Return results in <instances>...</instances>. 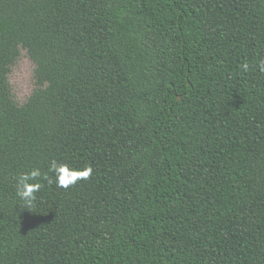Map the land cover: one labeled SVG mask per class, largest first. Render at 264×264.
<instances>
[{
  "label": "trees",
  "instance_id": "trees-1",
  "mask_svg": "<svg viewBox=\"0 0 264 264\" xmlns=\"http://www.w3.org/2000/svg\"><path fill=\"white\" fill-rule=\"evenodd\" d=\"M262 61L264 0H0V264H264Z\"/></svg>",
  "mask_w": 264,
  "mask_h": 264
},
{
  "label": "clouds",
  "instance_id": "clouds-1",
  "mask_svg": "<svg viewBox=\"0 0 264 264\" xmlns=\"http://www.w3.org/2000/svg\"><path fill=\"white\" fill-rule=\"evenodd\" d=\"M247 65H245V69ZM261 71H264V61L260 64ZM92 174L91 166L77 169L65 162L52 160L47 172L40 168H33L21 172L16 179V196L23 201V208L30 209L37 200V193L44 186L41 181H47L49 185L55 183L57 187L67 189L74 186L79 180H86Z\"/></svg>",
  "mask_w": 264,
  "mask_h": 264
},
{
  "label": "rangeland",
  "instance_id": "rangeland-1",
  "mask_svg": "<svg viewBox=\"0 0 264 264\" xmlns=\"http://www.w3.org/2000/svg\"><path fill=\"white\" fill-rule=\"evenodd\" d=\"M8 81L12 97L18 104L24 103L37 87L35 63L24 48H20L18 58L10 66Z\"/></svg>",
  "mask_w": 264,
  "mask_h": 264
}]
</instances>
